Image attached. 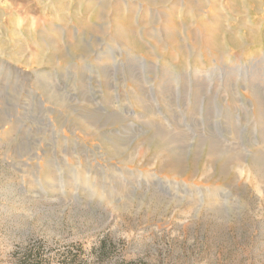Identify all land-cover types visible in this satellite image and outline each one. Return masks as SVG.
Instances as JSON below:
<instances>
[{"label": "rangeland", "instance_id": "1", "mask_svg": "<svg viewBox=\"0 0 264 264\" xmlns=\"http://www.w3.org/2000/svg\"><path fill=\"white\" fill-rule=\"evenodd\" d=\"M252 69L264 0H0V264H264Z\"/></svg>", "mask_w": 264, "mask_h": 264}, {"label": "bare ground", "instance_id": "2", "mask_svg": "<svg viewBox=\"0 0 264 264\" xmlns=\"http://www.w3.org/2000/svg\"><path fill=\"white\" fill-rule=\"evenodd\" d=\"M119 22H123L124 20L123 19H119L118 20ZM79 23V22H78ZM256 65L255 63H252L251 67H255L256 68ZM263 67V66H262ZM250 68V67H249ZM242 69V68H241ZM244 70V69H243ZM253 70V69H252ZM238 71V70H237ZM248 71V70H247ZM256 72V71H255ZM255 72L254 70L252 71L251 75H250V79H249V82H248V85H249V94H250V98L251 100H253L254 104L253 106H255V110L258 111V114L260 116V123H262V128L264 129V93L262 91L263 87L262 85L260 84L261 82L258 80V76L255 75ZM233 73V72H232ZM240 74H243V73H240ZM248 75V74H247ZM246 75V76H247ZM236 77V75H234ZM244 76V75H243ZM233 77V78H235ZM248 77V76H247ZM246 78V77H245ZM228 79V78H227ZM237 79V78H236ZM232 81V80H231ZM239 81V80H237ZM236 81V82H237ZM241 81V80H240ZM239 81V82H240ZM234 82V81H233ZM236 82H235V85H236ZM242 82V81H241ZM230 82H228L229 84ZM232 83V82H231ZM243 83V82H242ZM245 83V82H244ZM246 84V83H245ZM244 84V85H245ZM247 85V86H248ZM244 88V86H243ZM236 98V97H235ZM237 99V98H236ZM239 100V99H237ZM241 101V100H240ZM239 119V118H238ZM181 134V133H179ZM184 135V134H183ZM186 137V135H184ZM235 142V141H234ZM232 143V144H224V152L231 156L233 154H236V155H242V152L241 151H246V148L242 145H236L235 143ZM228 143V142H227ZM250 149H253L254 152L256 154H262V156L264 155V143L258 147H250ZM212 150V148H211ZM157 180L158 183H162L163 180L159 179V178H155ZM165 183H170V184H176L174 183V181H165Z\"/></svg>", "mask_w": 264, "mask_h": 264}]
</instances>
